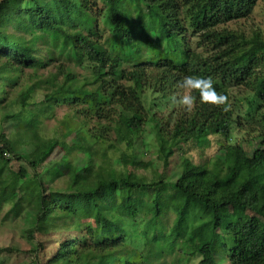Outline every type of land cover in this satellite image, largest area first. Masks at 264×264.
Listing matches in <instances>:
<instances>
[{"label":"trees","instance_id":"1","mask_svg":"<svg viewBox=\"0 0 264 264\" xmlns=\"http://www.w3.org/2000/svg\"><path fill=\"white\" fill-rule=\"evenodd\" d=\"M259 1L17 0L0 18V210L15 193L11 213L36 207L26 212L30 264H264V31L247 24ZM52 65L63 83L45 91L40 72ZM189 75L211 79L227 102L197 96L166 118L157 158L165 170L182 147L224 139L227 184L215 162L186 151L174 181L137 173L152 166L135 157L154 118L147 94L178 101ZM60 106L66 114L41 136V116ZM233 131L245 141L232 146ZM236 144L244 154L227 157ZM120 146L132 155L115 160ZM126 222L140 249L127 243ZM15 252L0 248V258Z\"/></svg>","mask_w":264,"mask_h":264},{"label":"rangeland","instance_id":"2","mask_svg":"<svg viewBox=\"0 0 264 264\" xmlns=\"http://www.w3.org/2000/svg\"><path fill=\"white\" fill-rule=\"evenodd\" d=\"M19 7V2L17 0H9L7 6H4L0 8V18L1 20H9L12 17V11H16ZM251 18L247 22V24L254 25L256 28H260L264 31V0H260L257 4V7L254 8L252 11V14L250 16ZM230 28L235 27L234 25H230ZM161 38H163V35H160ZM54 65H52L48 71H42L40 72L41 75L44 77L48 76L50 73H54ZM80 72V71H79ZM82 73V72H81ZM82 75H87L85 73H82ZM51 76L49 75L46 79L48 80V89L46 88L45 91H51L52 89H57L62 83V78H57L56 80H52ZM45 79V80H46ZM44 90H38L36 92L33 98V102L35 104V108L39 107V104L43 100L44 96ZM188 95V91L181 93L180 99L178 101H162L159 99V96H152L151 94H147L145 103L148 104V107L151 111V114L154 115V118H151L150 122L145 126V132L143 134V141L144 145L141 146V141L138 140L135 144V152H136V161L140 162L143 161L144 163H151L152 166L149 167L146 171L143 169H140L137 171L138 174L145 176L146 178H151V176H162L166 175L170 180H175L179 174V164L181 160V156L183 151H186L187 156L191 158L196 164H204L207 160V162H215L216 168L215 173L217 175H220V172L222 171V165L223 162L220 159L221 152H219L220 142H224V139H219L218 141L214 140L212 141V148L208 149L206 148L204 151L200 148H197L194 144L188 147H182L180 151H175L174 155L169 159V165L168 167L163 170L162 164L157 158V151H161V146L159 141L156 139V131L159 130L161 124L164 122L166 118L171 116V119H175L177 116V112L180 111V109H185V106L180 104L179 101L184 97ZM155 97L156 99H154ZM156 100L155 104H157L156 107H152L149 102L151 100ZM150 105V106H149ZM33 109V107L31 108ZM67 110L65 107H56L52 112L43 113L44 115L40 118L39 123V132L41 136H44L45 138H48L53 131L54 126L57 125V121L64 117ZM10 130L7 129L6 133L8 134ZM243 133H239L236 131L232 132V139L231 142H229L232 146L237 143H242L245 141V139H242ZM245 138V137H244ZM43 140V138H40ZM45 140V139H44ZM43 144V143H41ZM40 144V145H41ZM44 145V144H43ZM228 145V143H227ZM132 151L127 149L125 146H120L114 150L113 158L117 160V157H121L122 154L131 156ZM36 153V152H35ZM33 154L32 159L33 161H37L39 159V154ZM244 154L241 146L235 145L234 146V152L231 154H228L227 157L237 156L241 157ZM56 159V154L52 155L50 157L49 162H52ZM78 164H83L82 161L79 159ZM119 165V164H118ZM24 168V164H20ZM11 168H9L10 173L14 177V180L17 179V176L14 175L15 169H18L19 165L12 162ZM221 168V169H220ZM14 170V171H13ZM14 180L12 184L14 183ZM219 180L222 184H227L226 176L224 174L219 176ZM60 188H63V184L61 182H58L55 185V189L58 190ZM50 195V194H49ZM51 196V195H50ZM19 198V193L15 194H5V197H3V203H4L1 210H0V248H13L16 250V252L10 256L8 255H2L0 258V264H30V259L25 254L27 251H29L33 246L34 243L29 241L27 239V235L25 231L28 229V222L27 221V215L26 212L30 211H36V207H31V210H28L26 207L24 210H20L17 215L15 213H11L10 209L11 206L14 205ZM28 210V211H27ZM169 217L172 218L171 214H168ZM138 219V218H137ZM141 220V219H138ZM126 232H127V243L131 246H134L138 249L142 247L143 242L139 239V236L137 233V228L132 227L130 223L126 222L122 226ZM197 259L193 260L192 262H189V264H197Z\"/></svg>","mask_w":264,"mask_h":264},{"label":"clouds","instance_id":"3","mask_svg":"<svg viewBox=\"0 0 264 264\" xmlns=\"http://www.w3.org/2000/svg\"><path fill=\"white\" fill-rule=\"evenodd\" d=\"M180 87L190 90L189 94L184 96L179 103L185 107L191 108L198 96L204 104L225 105L227 97L219 94L213 86L211 79L198 76H185L180 83Z\"/></svg>","mask_w":264,"mask_h":264}]
</instances>
